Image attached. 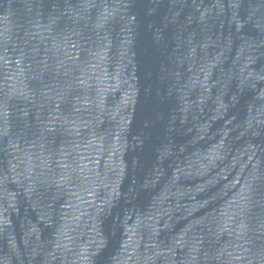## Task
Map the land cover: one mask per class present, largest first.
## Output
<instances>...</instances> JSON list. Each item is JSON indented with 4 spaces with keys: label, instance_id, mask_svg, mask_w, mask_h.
I'll use <instances>...</instances> for the list:
<instances>
[{
    "label": "water",
    "instance_id": "water-1",
    "mask_svg": "<svg viewBox=\"0 0 264 264\" xmlns=\"http://www.w3.org/2000/svg\"><path fill=\"white\" fill-rule=\"evenodd\" d=\"M0 264H264V36L99 155Z\"/></svg>",
    "mask_w": 264,
    "mask_h": 264
}]
</instances>
